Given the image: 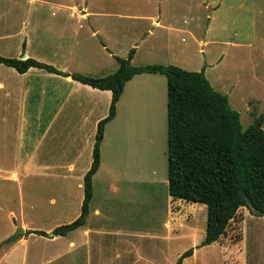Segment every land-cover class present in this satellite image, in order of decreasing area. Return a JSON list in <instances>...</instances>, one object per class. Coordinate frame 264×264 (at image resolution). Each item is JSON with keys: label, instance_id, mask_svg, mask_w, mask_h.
<instances>
[{"label": "rangeland", "instance_id": "obj_1", "mask_svg": "<svg viewBox=\"0 0 264 264\" xmlns=\"http://www.w3.org/2000/svg\"><path fill=\"white\" fill-rule=\"evenodd\" d=\"M87 1L92 9L101 5L112 13L131 14L140 10L158 14L161 11V28L151 26L149 21L124 20L126 31L106 34L109 38H118L117 44L112 39L109 41L117 56L126 57L131 48L135 50L139 35L143 33L141 28L152 29L153 32L149 35L145 33V39L138 44L132 65L172 64L194 71L204 66V74L212 87L226 94L231 108L239 112L242 129L248 128L261 116L264 128V0ZM58 3L75 4L73 0H59ZM23 11V0H0V30L10 29L0 31L2 56L19 58L25 49L29 33L11 30L20 27L25 18ZM113 19L118 20L116 17ZM204 39L208 41L204 42ZM165 41L172 44L170 51L173 54L166 51L159 53L158 50L153 54L147 53L145 45L155 46ZM36 42L29 49H37ZM5 67L0 64V74L13 73V70ZM150 76L147 74L146 77ZM35 77L36 72H32L28 79L33 82L44 80L41 77L34 80ZM46 79L47 83L53 80ZM139 88L137 98L141 95L145 97L149 92L150 98L155 99L156 92L151 84L146 83ZM131 89L132 86H127L125 90L126 100L131 96L135 99ZM47 95L44 97L47 101L53 100V96ZM163 97L164 105L161 100L155 111L157 117L149 118V128L155 138L152 158L147 156L149 147L140 144L142 127L136 125L132 141L122 152L126 155L120 159V165L92 179L93 196L86 226L92 230L90 245L96 242L101 248L98 256L87 254L86 258L88 261L91 259L92 264L98 260H105V264H173L180 253L191 247L188 245L191 240L199 244L204 238L206 205L197 203L191 217L187 218L185 211L189 204L174 200L167 191L165 94ZM159 98L161 93H158V101ZM37 99L34 97L28 102L31 114L36 113ZM142 102L145 103V99ZM48 103L52 102L46 103V115L51 113ZM0 104H4L1 99ZM149 104L148 101L144 109ZM142 114L145 115V111ZM136 120L140 124L147 121L142 115ZM32 130L28 133L30 147V141L33 142L40 133L36 128ZM89 130L90 125L80 128L78 137ZM127 132L123 140H126V136L129 138ZM47 147L57 152L52 142ZM91 151L92 148H88L80 155L75 163L77 168L73 171L55 169L54 164L37 160L38 166L41 163L46 165L43 173L22 175L15 169L11 177L15 181L0 180V242H5L0 247V264H86L84 253L88 251L87 246H76L70 250L68 244L71 237L83 242L78 230L70 232L65 240H61L59 235H42L29 240L28 234L13 241L5 240L19 226L26 230L50 232L55 226L77 218L83 197L80 176L87 170L88 160L92 158ZM56 160L59 161L58 158ZM171 207L179 210L171 212ZM94 209L97 210L96 214L93 213ZM244 209L248 214L240 219ZM172 216L176 217L175 220L180 219L181 224H185L184 219H193L190 222L193 237L184 232L169 234V227L176 223L175 220L171 222ZM254 217L257 216L240 207L217 241L195 248L194 254L185 258L182 264H264V219ZM165 222H169V227H164ZM9 228L13 231L7 236Z\"/></svg>", "mask_w": 264, "mask_h": 264}, {"label": "crops", "instance_id": "obj_2", "mask_svg": "<svg viewBox=\"0 0 264 264\" xmlns=\"http://www.w3.org/2000/svg\"><path fill=\"white\" fill-rule=\"evenodd\" d=\"M58 1L23 0V14L25 18L18 29L11 30H22L29 33L23 51L26 57H32L37 60L39 59V61L41 60V62L50 63L55 68L68 73L75 72L102 77L114 72L118 67V63L115 60V56L118 54L116 50L111 48L109 41L112 39L117 44L119 40L117 37L109 38L106 34L109 32L126 31V25L123 24L124 20L149 21L151 26L160 28L163 26L160 22L161 11H158V14L157 12L144 13L140 12V10L131 14L112 13L101 5L97 9L90 8L87 0H73L75 4H62L58 3ZM113 17H116L118 20L114 21ZM211 18L212 15L210 14L209 21H211ZM0 31H10V29L6 28ZM141 31L143 33L139 35V43L145 39V33L149 35V33L153 32L152 29L144 30L143 28H141ZM178 32L181 33V31ZM31 33L37 42L32 39ZM180 39L182 41L183 38L181 37ZM203 41L207 42L208 40L204 39ZM33 42H36L38 47L37 49L34 48L31 50L29 48ZM138 44L136 45L137 47L135 48L131 62H133L136 56V50L139 48ZM145 48H147V53L149 52L151 54L155 50H158L159 53H161L160 51H166V53L173 54L170 51L172 50V44H169L168 41H165L163 44L156 43L155 46L147 44ZM5 68L13 70V73L7 72L0 74V99L4 103L3 105L0 104V180L15 181L16 179L11 178L14 176L15 169L18 172L20 171L22 175L36 172L43 173V170H46V165L41 163L38 166L36 164L37 160H46L47 163L54 164L55 169L73 171L74 168H77L75 163L80 155L88 148H93L97 123L108 114L111 91L94 88L70 76L47 72L40 68L32 67L24 73H18L9 66ZM38 69L45 72L39 73ZM32 72H36L34 80L38 77L44 78V80H37V82L29 80L28 76ZM147 74L151 76L146 77ZM46 78L53 80L47 83ZM146 83L151 84L154 92H156L154 93V100L150 98L149 92L146 93L145 97L141 95L137 98L136 93L140 90L139 87L142 86L143 88ZM127 86H132L131 92L134 91L136 100L132 99V96L129 100L124 98ZM157 91L161 93L159 101ZM48 93L50 96H53V100L47 101L44 98L48 96ZM164 94L166 97V78L162 74H136L125 83L123 92L116 103L115 116L104 126V133L100 143V163L92 179L105 170L109 172V169L113 170L115 166L120 165V159L126 155V153L122 152L128 148V143L132 141V133L136 125L137 127L139 125L142 127L139 138L141 141L140 144L143 147H149L150 150L147 151V156L149 159L152 158L155 138L153 137V132L150 131L151 128H149V118L150 116L157 117L155 111L159 105L158 103H161V100H163L164 105V97L162 99V95ZM34 97H38V107L35 109L36 113L31 114L29 112L28 102ZM144 99L145 103L142 102ZM148 101L150 104L144 109ZM43 102L44 105H42ZM47 102H52L51 104H53L48 103L51 106V111L49 110L51 113L49 115L44 114ZM143 111H145V115L142 114ZM141 115L147 120L146 124H140L137 121L139 119L136 120ZM31 119L34 121H30ZM86 120L90 123L86 122ZM87 125H90V130L85 135L83 133L81 137L80 135L78 137L80 128L84 129ZM32 128H36L40 133L38 134V138L33 140V142L30 141V147L28 146V133L33 131ZM126 131L129 132V138L126 136V140H123ZM50 142L53 143L55 151H57L56 153L47 147V144ZM61 159L67 161L62 162ZM15 160H19V162L14 163ZM91 161L92 158L88 160L87 170ZM115 174L118 175L116 172ZM83 175L80 176L81 187ZM188 204L189 206L185 212L187 214L186 217L190 218V214L197 203ZM176 209L171 207L170 211L175 212L179 210V208ZM93 213L96 214L97 210L94 209ZM245 214L248 213H245L244 209L240 219H244ZM255 216L257 217L254 218L264 219V216ZM172 217L171 222H174L176 217ZM192 220L184 219L185 224H181L179 222L181 220L176 219L173 227H169V222H165L164 227H169V234L184 232L187 236L193 237V229L190 226ZM21 228L24 229L23 236L26 235L27 230H34ZM75 230H78V233L81 234L83 242L80 243V239L75 240L71 237L68 243L70 250L76 246H87L88 251L84 253L85 263L88 264L89 262V264H92L91 259L88 261L86 258L87 254L89 256H98L101 248L96 242L90 245L92 230L86 226V222L83 226ZM12 231L9 228L6 235L8 236L9 232ZM39 236L42 235L30 233L27 238L31 240ZM66 236L59 238L65 240ZM188 245L194 248V254L196 245L198 244L191 240ZM1 251L4 252L3 250ZM96 264H105V260H98Z\"/></svg>", "mask_w": 264, "mask_h": 264}, {"label": "trees", "instance_id": "obj_3", "mask_svg": "<svg viewBox=\"0 0 264 264\" xmlns=\"http://www.w3.org/2000/svg\"><path fill=\"white\" fill-rule=\"evenodd\" d=\"M134 51L131 48L126 57L115 56L117 69L102 77L64 72L32 57L0 55V64L18 73L40 68L111 91L108 114L97 123L92 161L82 178L80 213L71 222L54 227L53 232L66 236L85 224L93 195L92 178L100 163L104 126L115 116L125 83L136 74L156 73L166 78L167 191L174 200L206 205L205 234L196 248L211 244L225 233L240 207L250 213L252 207L264 210L262 116L243 130L239 112L231 108L226 94L212 87L204 66L199 71L172 64L134 66L131 64ZM30 233L45 235L40 229L26 231ZM193 249L184 250L173 264H182L193 254Z\"/></svg>", "mask_w": 264, "mask_h": 264}, {"label": "water", "instance_id": "obj_4", "mask_svg": "<svg viewBox=\"0 0 264 264\" xmlns=\"http://www.w3.org/2000/svg\"><path fill=\"white\" fill-rule=\"evenodd\" d=\"M27 58L26 57V54L25 52H22L21 55L19 56V59H25ZM251 211L253 214L255 215H260V216H264V210H257L256 208L252 207L251 208ZM15 233H13L12 235H10L5 241L8 242V241H13V240H16L18 239L20 236H23L24 235V229H22L21 227H16L15 229ZM45 235L46 236H49V237H52L54 236V232L53 231H50V232H45Z\"/></svg>", "mask_w": 264, "mask_h": 264}]
</instances>
